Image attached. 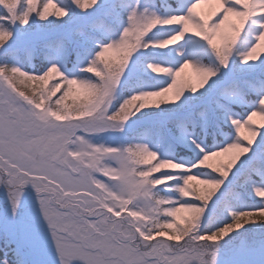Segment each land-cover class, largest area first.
Returning <instances> with one entry per match:
<instances>
[{"label": "snow or ice", "instance_id": "snow-or-ice-1", "mask_svg": "<svg viewBox=\"0 0 264 264\" xmlns=\"http://www.w3.org/2000/svg\"><path fill=\"white\" fill-rule=\"evenodd\" d=\"M0 264H264V0H0Z\"/></svg>", "mask_w": 264, "mask_h": 264}]
</instances>
